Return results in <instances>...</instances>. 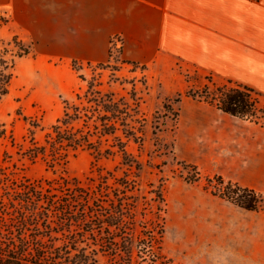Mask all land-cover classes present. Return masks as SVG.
Masks as SVG:
<instances>
[{
    "label": "rangeland",
    "instance_id": "374dc122",
    "mask_svg": "<svg viewBox=\"0 0 264 264\" xmlns=\"http://www.w3.org/2000/svg\"><path fill=\"white\" fill-rule=\"evenodd\" d=\"M5 9L0 6V49L16 51L13 38L29 47L28 54L14 60L8 92L0 99V165L8 178L44 186L75 179L97 191L104 186L112 205L122 200V224L150 258L162 253L176 264H264L263 95L253 100L252 116H233L218 108L215 94L234 84L191 65L163 66L162 58L128 59L121 36L111 39L101 61L75 58L78 54L71 55L60 42L57 50L45 41L37 46L33 37L6 30ZM89 83L100 91L101 103L110 97L125 110L114 134L103 137L101 146L110 154L77 150L53 166L48 158L22 155L50 132L63 114L64 99L93 112ZM101 103L95 113H103ZM226 183L259 192L258 208L246 210L225 199Z\"/></svg>",
    "mask_w": 264,
    "mask_h": 264
},
{
    "label": "trees",
    "instance_id": "16d2710c",
    "mask_svg": "<svg viewBox=\"0 0 264 264\" xmlns=\"http://www.w3.org/2000/svg\"><path fill=\"white\" fill-rule=\"evenodd\" d=\"M12 41L17 44L16 51L8 47L0 49V99L8 92L14 60L29 53L25 43L15 38ZM92 87L91 83L87 86V92L91 90L90 93L96 95L87 99L95 104L92 113L86 109L81 111L64 99L63 114L50 126L43 141L23 149L21 154L29 159L48 158L50 166L65 163L68 154L77 150L104 156L110 154L109 148L101 146L106 141L103 137L114 134L116 122L121 120L125 110L110 97L101 103L100 91ZM256 96L247 86L233 85L216 89L215 99L220 110L233 116L248 117L255 112L253 100ZM98 102L103 113H95ZM89 120L94 123L92 127L88 125ZM3 133L0 122V137ZM118 150L124 163H128L129 155L124 146L119 145ZM133 162L136 168L140 167L139 163ZM45 184L8 178L0 165V264H176L162 253L148 257L139 241L130 238L122 224L126 214L122 200L116 195L117 204L112 205L105 199L104 186L97 191L94 186L81 187L75 179L64 186L50 181ZM222 194L225 199L251 211L262 201L259 192L236 183H226ZM95 233L100 234L98 239L94 237ZM162 233L161 227L159 234ZM149 239L154 243L152 232Z\"/></svg>",
    "mask_w": 264,
    "mask_h": 264
},
{
    "label": "crops",
    "instance_id": "0c3cea01",
    "mask_svg": "<svg viewBox=\"0 0 264 264\" xmlns=\"http://www.w3.org/2000/svg\"><path fill=\"white\" fill-rule=\"evenodd\" d=\"M0 6L6 30L33 37L37 46L45 41L57 50L60 42L75 58L101 61L121 36L128 59L191 65L264 96V0H0Z\"/></svg>",
    "mask_w": 264,
    "mask_h": 264
},
{
    "label": "built area",
    "instance_id": "2783aa9c",
    "mask_svg": "<svg viewBox=\"0 0 264 264\" xmlns=\"http://www.w3.org/2000/svg\"><path fill=\"white\" fill-rule=\"evenodd\" d=\"M0 23H1V15H0Z\"/></svg>",
    "mask_w": 264,
    "mask_h": 264
}]
</instances>
